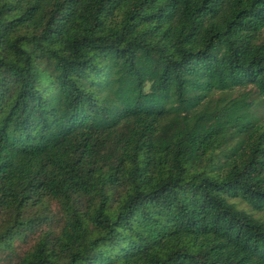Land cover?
Instances as JSON below:
<instances>
[{"label":"trees","instance_id":"trees-1","mask_svg":"<svg viewBox=\"0 0 264 264\" xmlns=\"http://www.w3.org/2000/svg\"><path fill=\"white\" fill-rule=\"evenodd\" d=\"M0 264H264V0H0Z\"/></svg>","mask_w":264,"mask_h":264}]
</instances>
